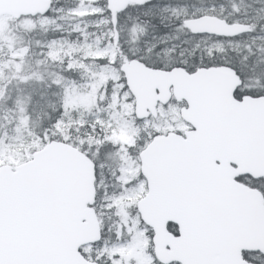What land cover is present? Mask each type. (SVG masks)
Listing matches in <instances>:
<instances>
[{"label":"snow or ice","instance_id":"obj_1","mask_svg":"<svg viewBox=\"0 0 264 264\" xmlns=\"http://www.w3.org/2000/svg\"><path fill=\"white\" fill-rule=\"evenodd\" d=\"M24 6L0 264H264V0Z\"/></svg>","mask_w":264,"mask_h":264},{"label":"rangeland","instance_id":"obj_2","mask_svg":"<svg viewBox=\"0 0 264 264\" xmlns=\"http://www.w3.org/2000/svg\"><path fill=\"white\" fill-rule=\"evenodd\" d=\"M61 2H63V0H61ZM254 2L255 0H246V3ZM32 27L33 22L30 19L21 20L17 25H15L12 18H0V64H3L5 68L8 63L12 62V50H19L22 47L19 41V34H24ZM34 51H39V49L35 48ZM6 78L7 72L0 71V80H4ZM4 92V87L0 85V100H2Z\"/></svg>","mask_w":264,"mask_h":264},{"label":"water","instance_id":"obj_3","mask_svg":"<svg viewBox=\"0 0 264 264\" xmlns=\"http://www.w3.org/2000/svg\"><path fill=\"white\" fill-rule=\"evenodd\" d=\"M31 2L32 0H0V18L11 17L18 20L17 18L20 17L21 13L36 10L34 7L24 6ZM231 79L234 80L233 86L240 83L239 78L235 76Z\"/></svg>","mask_w":264,"mask_h":264},{"label":"trees","instance_id":"obj_4","mask_svg":"<svg viewBox=\"0 0 264 264\" xmlns=\"http://www.w3.org/2000/svg\"><path fill=\"white\" fill-rule=\"evenodd\" d=\"M20 21H16L14 20V24L17 25ZM20 35V44H21V41H27V40H31L33 41V51L35 50V40H42V39H45V34L43 33H37L35 35H31L30 34V31H27L25 32L24 34H19ZM22 46V44H21ZM4 94H3V97H2V100L4 98H7V105H3V104H0V109H4V108H11L13 107L14 105V102L16 100H25V97L23 95V93L16 87L12 86V85H9L6 89L4 88Z\"/></svg>","mask_w":264,"mask_h":264}]
</instances>
